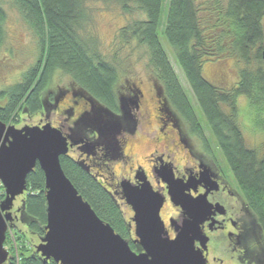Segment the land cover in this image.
<instances>
[{
    "label": "trees",
    "instance_id": "16d2710c",
    "mask_svg": "<svg viewBox=\"0 0 264 264\" xmlns=\"http://www.w3.org/2000/svg\"><path fill=\"white\" fill-rule=\"evenodd\" d=\"M102 1L125 14L139 12L144 16L122 29L119 40L123 45L134 43L145 49L149 66L172 108L192 127L208 153L215 148L222 155L264 239V138L259 147L248 146L240 107L243 100L249 127L264 137V0ZM166 3L168 13L163 19ZM13 4L38 38L40 51L36 64L20 82L0 92L7 100L0 109V120L8 124L22 113L39 112L43 92L57 73L72 79L97 109L116 113L119 71L95 51L96 42L83 34L90 20L87 0H13ZM5 25L6 13L0 6V48L5 42ZM164 44L173 52L198 110L187 97ZM226 61H232L238 73L230 89L216 86L205 73L208 65ZM61 164L84 201L136 251L125 229L124 214L103 183L68 157H61ZM26 194L25 210L34 220L31 231L43 238L47 202L45 175L39 165L28 177ZM6 264L57 263L45 262L26 247Z\"/></svg>",
    "mask_w": 264,
    "mask_h": 264
},
{
    "label": "flooded vegetation",
    "instance_id": "af4514ba",
    "mask_svg": "<svg viewBox=\"0 0 264 264\" xmlns=\"http://www.w3.org/2000/svg\"><path fill=\"white\" fill-rule=\"evenodd\" d=\"M30 68L22 71L19 76ZM127 83V94H121L119 84L115 89L117 111L113 114L121 123V131L112 149L100 140L97 125H83L85 116L103 118L104 115L81 91L58 90L57 94H53L52 83L43 92L41 110L36 114L22 113L16 121L22 116L31 119L39 116L53 128L61 129L65 135L70 134L77 124L83 126L81 129L86 139L93 142L95 147L93 150L83 145L70 147L68 158L97 177L113 196L124 214L127 235H130L138 252L144 250L135 243V212L124 199L123 184L136 188L149 184L155 193L165 198L160 218L165 232L173 240L185 216L182 207L171 201L163 175L170 172L176 180L187 184L193 178L200 180L204 170H209L208 180L190 189V197L193 200L204 198L201 209H208L200 226L206 244L196 242V249L206 255V264H264L263 235L239 190L233 188L219 166L215 151L208 153L203 142L193 134L192 127L172 108L159 82L153 79L151 89L141 79ZM6 103L7 100L3 99L0 109ZM43 121L40 126L34 127H43ZM193 142L200 145L201 151ZM144 146L148 147L149 155L146 162L141 164L136 159L137 150ZM26 195L18 198L19 205L16 204L18 199L15 201L8 227L17 230L22 225L28 229L24 235H36L30 232L34 220L25 210Z\"/></svg>",
    "mask_w": 264,
    "mask_h": 264
},
{
    "label": "water",
    "instance_id": "95a60500",
    "mask_svg": "<svg viewBox=\"0 0 264 264\" xmlns=\"http://www.w3.org/2000/svg\"><path fill=\"white\" fill-rule=\"evenodd\" d=\"M101 113L106 120L102 116L86 117L83 125H97L100 140L112 149L116 146L113 142L119 136L121 123L113 114L105 110ZM78 128L83 126L79 123L65 135L50 124L17 129L0 120V182L5 189V199L0 203V264H6L10 256L5 243L8 222L12 220L11 210L15 201L27 193L28 177L37 165L45 175L47 224L36 252L45 262L206 264V255L196 249L195 243L206 244L200 226L208 209H201L204 198L193 200L190 197V189L205 182L209 170H204L200 180L193 178L187 184L176 180L170 172L163 175L171 201L182 207L185 216L173 240L165 232L160 218L165 198L155 193L149 184L141 188L123 184L124 199L135 212V243L144 250L133 251L129 242L101 220L84 201L62 168L61 157H68L70 147L83 145L91 150L95 147Z\"/></svg>",
    "mask_w": 264,
    "mask_h": 264
},
{
    "label": "rangeland",
    "instance_id": "374dc122",
    "mask_svg": "<svg viewBox=\"0 0 264 264\" xmlns=\"http://www.w3.org/2000/svg\"><path fill=\"white\" fill-rule=\"evenodd\" d=\"M0 6L6 13V25L4 28L6 37L4 44L0 48L1 92L20 82V73L36 64L39 58L40 45L34 32L30 29L22 15L15 8L13 0H0ZM87 6L90 20L88 22V26L84 29L85 31L83 34L85 38L96 42V45L93 46L95 51H97L107 62L115 65L118 69L120 75L118 84L121 94H127V82H131L134 79H141L144 84L149 87L148 89H151L153 79H155L156 82L159 81L149 66V59L145 49L139 48L134 43L131 45H123L119 40V35L122 29L133 21L143 19L144 16L139 12H135L132 15L125 14L120 8L112 4H107L102 0H87ZM167 13L168 3L163 6V19L166 18ZM162 42L166 43L164 39H162ZM164 47L187 97L189 98L191 104L198 110L194 94L183 72L177 65L173 52L170 48L166 47L165 44ZM205 73L206 77L211 82L223 89L232 88L238 80L237 69L232 61L208 65L205 69ZM72 89L74 92H80L79 88L75 86L73 80L68 76L56 75L53 80V86L51 88L52 91H50L53 94H57L59 92L58 90L72 91ZM2 100L3 99L0 97V102ZM245 105V102L241 100V122L246 142L249 147H259L262 145L264 137L259 131L255 132L249 127L246 108L244 109ZM17 119L13 121L11 120L7 125L14 126L17 129H22L26 126L31 128H34V126H40L39 124L42 120H44V125H47L48 123L44 118H40L39 116L32 119L27 116H22L20 120L16 121ZM47 121L50 122V120ZM205 135L207 139L211 138L210 133L207 130H205ZM193 144L199 151H201L200 145L196 142H193ZM213 150L217 156L219 166L225 172L231 185L235 190H239L232 173L227 169L222 155L215 148ZM148 155L149 149L147 146H144L137 150L136 159L143 164L146 162ZM3 195L5 196V189L0 182V198ZM3 201L4 199H0V203ZM19 201L20 199L17 200L16 204L19 205ZM26 231H28V229L24 228L22 225H19L17 230L9 229L8 235L10 239L7 241V245L5 247L10 253L9 260L12 258L13 254L15 256L17 254L19 255L21 249H25L26 247L28 250L36 252L37 246L41 244L42 238L32 235L29 232V235H24V233H27ZM30 232H32L31 228Z\"/></svg>",
    "mask_w": 264,
    "mask_h": 264
}]
</instances>
